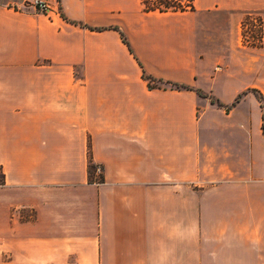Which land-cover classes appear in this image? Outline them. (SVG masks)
Returning a JSON list of instances; mask_svg holds the SVG:
<instances>
[{
	"label": "crops",
	"instance_id": "0c3cea01",
	"mask_svg": "<svg viewBox=\"0 0 264 264\" xmlns=\"http://www.w3.org/2000/svg\"><path fill=\"white\" fill-rule=\"evenodd\" d=\"M24 1L0 0V264H264V0Z\"/></svg>",
	"mask_w": 264,
	"mask_h": 264
},
{
	"label": "trees",
	"instance_id": "16d2710c",
	"mask_svg": "<svg viewBox=\"0 0 264 264\" xmlns=\"http://www.w3.org/2000/svg\"><path fill=\"white\" fill-rule=\"evenodd\" d=\"M140 2L142 5V10L144 12L183 11V10H188V9L192 8V0H187V2H183V0H140ZM78 24H81V23H78ZM81 25H83V24H81ZM83 26H85V25H83ZM85 27L92 29V30H101L102 29V28H93V27H89V26H85ZM113 29H115L119 32L122 41L128 46V42H127L125 36L123 35V33L119 30V28L113 27ZM142 76L146 80H148V87L149 88H153L154 86L161 87V84L163 85L165 83L162 80H157L159 83L151 84V82L156 81L154 78H152L148 75H145V74H142ZM170 87L173 89H177V90L191 89L189 85L179 84V83H171ZM260 98H262V96H260ZM262 119L264 121V111L262 114ZM88 153H89V151H88ZM89 155H90V153H89ZM88 170H89V179L92 181L98 180V179L93 178L94 173L96 171V166H94L93 164H89ZM102 179H103L102 175H99V180L101 181ZM2 183H3V173L0 169V184H2Z\"/></svg>",
	"mask_w": 264,
	"mask_h": 264
},
{
	"label": "rangeland",
	"instance_id": "374dc122",
	"mask_svg": "<svg viewBox=\"0 0 264 264\" xmlns=\"http://www.w3.org/2000/svg\"><path fill=\"white\" fill-rule=\"evenodd\" d=\"M187 2V0H183ZM241 35L244 41L258 42L261 38V17L258 13H252L251 16H246L244 19V25L241 27Z\"/></svg>",
	"mask_w": 264,
	"mask_h": 264
},
{
	"label": "built area",
	"instance_id": "2783aa9c",
	"mask_svg": "<svg viewBox=\"0 0 264 264\" xmlns=\"http://www.w3.org/2000/svg\"><path fill=\"white\" fill-rule=\"evenodd\" d=\"M24 6H29L34 8L36 11L47 14L50 10V6L47 2L43 0H25ZM262 106H264V96L261 98ZM96 173L101 174L102 173V167L100 165H96Z\"/></svg>",
	"mask_w": 264,
	"mask_h": 264
}]
</instances>
